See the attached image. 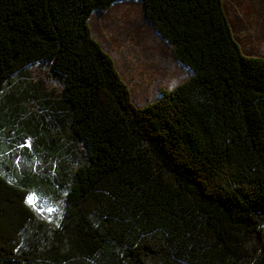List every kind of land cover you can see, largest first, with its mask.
I'll list each match as a JSON object with an SVG mask.
<instances>
[{
    "label": "trees",
    "instance_id": "obj_1",
    "mask_svg": "<svg viewBox=\"0 0 264 264\" xmlns=\"http://www.w3.org/2000/svg\"><path fill=\"white\" fill-rule=\"evenodd\" d=\"M116 1L0 0V96L44 64L60 90L33 87L40 121L22 129L79 156L58 164L57 222L0 172V264H264V56L242 52L222 0H137L190 73L137 106L89 26Z\"/></svg>",
    "mask_w": 264,
    "mask_h": 264
},
{
    "label": "rangeland",
    "instance_id": "obj_2",
    "mask_svg": "<svg viewBox=\"0 0 264 264\" xmlns=\"http://www.w3.org/2000/svg\"><path fill=\"white\" fill-rule=\"evenodd\" d=\"M222 1L242 52L264 56V0ZM89 26L92 37L112 56L137 106L157 99L161 89H171L190 75L174 60L170 47L149 25L143 5L137 0H119L105 10H93ZM47 74L44 64H34L27 69L26 76H14L0 96V109L7 104L8 95L12 97L10 109L4 110L5 128L0 130V172L11 181L24 179L29 187L28 205L43 219L57 222L65 187L63 182H56L58 177L61 179L57 170L67 145L62 144L57 157L50 156L34 148L33 139L20 123L28 120L34 125L40 121L37 100L32 97L34 86L60 90V85ZM75 155L66 154L67 165H73L79 157Z\"/></svg>",
    "mask_w": 264,
    "mask_h": 264
},
{
    "label": "snow or ice",
    "instance_id": "obj_3",
    "mask_svg": "<svg viewBox=\"0 0 264 264\" xmlns=\"http://www.w3.org/2000/svg\"><path fill=\"white\" fill-rule=\"evenodd\" d=\"M32 199H33V198H31V197L29 198L30 202H31Z\"/></svg>",
    "mask_w": 264,
    "mask_h": 264
}]
</instances>
